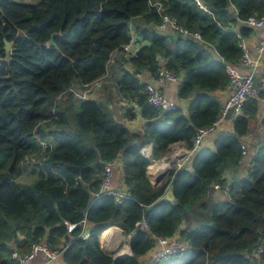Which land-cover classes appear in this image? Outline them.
Instances as JSON below:
<instances>
[{
	"label": "trees",
	"instance_id": "trees-1",
	"mask_svg": "<svg viewBox=\"0 0 264 264\" xmlns=\"http://www.w3.org/2000/svg\"><path fill=\"white\" fill-rule=\"evenodd\" d=\"M155 1L233 63L249 27L235 32L228 22L264 15V0ZM136 17L159 21L149 0H0V264H16L13 251L27 252L41 241L61 252L66 264H141L139 256L157 238L171 237L180 226L179 243L189 249L149 264H264V133L250 158L239 162L241 137L264 93L244 101L232 133L219 132L212 147L194 152L190 169L172 167L158 185L146 175L142 144L152 143L154 157L177 141L191 148L196 128L220 112L212 92L228 85L226 61L201 41L176 37L171 46L156 30L135 27L149 43L128 53L134 70L121 68L118 86L136 97L148 119L142 131L131 132L105 104L73 93L105 73L113 52L130 41ZM55 31L61 32L53 39L62 54L47 45ZM4 39L11 42L8 61ZM161 64L176 75L184 71L178 94L189 98L188 116L178 106L162 111L148 104L139 91L135 73L145 68L156 77ZM118 156L126 187L121 201L99 192L103 165ZM245 162V174L225 184L224 170ZM25 172L29 180L22 179ZM212 182L228 185V192L212 196ZM169 185L175 199L153 204ZM196 210L206 216L187 223ZM82 219L90 223L87 237ZM69 223L76 225L69 230ZM106 224L129 235L131 254L100 247L97 235ZM62 236L65 243L57 247ZM257 246L263 250L255 255Z\"/></svg>",
	"mask_w": 264,
	"mask_h": 264
},
{
	"label": "crops",
	"instance_id": "crops-1",
	"mask_svg": "<svg viewBox=\"0 0 264 264\" xmlns=\"http://www.w3.org/2000/svg\"><path fill=\"white\" fill-rule=\"evenodd\" d=\"M229 13L231 15H235L236 8L234 5H229L228 7ZM134 24L133 28L130 31V50L131 52L136 51L140 46L144 44H148V39L143 38L142 34H139L135 27L140 29L146 28L149 30H155V25L145 23L143 18L136 17L133 19ZM229 28L237 32L241 27L242 23L239 20L229 21ZM245 25V24H243ZM247 26V25H246ZM249 27V26H247ZM264 35V27H249V32L247 35L240 37L241 40L244 41L246 44L250 54L252 56L256 55L254 46L257 40ZM168 41V43L172 46V41L176 37L172 34L164 35ZM195 40V39H194ZM203 40V39H202ZM240 40V39H239ZM205 44L207 49L211 52V54L220 61L223 60L222 57L218 54L215 46L209 42L201 41ZM124 50H116L111 55L108 63L106 64V71L105 73L100 76L101 77V84L99 87L92 89L89 93H87V98H92L99 103H103L107 106V108L111 111L113 117L123 123L131 132L142 131L145 123L148 121L147 118L141 115V107L136 103V97H129L124 95L121 89L118 86V80L121 76V68L127 69L129 71L134 70V66L128 60L129 55ZM158 62L163 63V57L158 56ZM238 60V59H237ZM236 60V62H237ZM229 63H233L230 61H226ZM237 68L241 72L247 71L245 66L237 65ZM184 77V71L180 70L177 75L176 82L164 81L159 82L156 77L148 70V69H140L138 72L135 73V78L137 82L142 86L139 91L143 92V86L146 83H150L157 87L170 101L176 104V106L180 107L182 111L188 116V103L189 98L180 97L178 94V87L182 82ZM253 81L255 84H259L261 81H264V54L260 56L258 60V64L254 71ZM78 87V85H76ZM227 87V86H226ZM217 89L214 90L212 93L218 98V100L222 103V100L227 96L229 93V88ZM81 88V87H78ZM76 88V89H78ZM141 93V92H140ZM85 97V98H86ZM131 115H133L131 117ZM236 114L230 111L227 116L222 120V122L212 131H210L207 135L204 136L200 147L203 146H213V141L215 136L219 132H233V118ZM264 133V99H258V106L256 115L248 118V130L247 132L242 135V141L245 144L246 151H247V158L249 159L252 153L255 151L261 142V136ZM199 147V148H200ZM192 148V147H191ZM190 148H187L185 144L181 141H177L171 143L167 150L160 154L158 157H154L152 155V143L150 141L145 142L142 144L141 151L142 153L149 159V163L146 167V175L150 180L151 184L158 185L162 178L165 176L167 171L175 167L177 168V164L179 161L186 157L185 163L183 167L188 169L191 168V157L194 152L197 150L192 151L190 154L188 151ZM121 166V159L120 156L116 158V164L114 166L113 175L111 178V188L117 191H124L125 184L123 183V179L120 172ZM247 162L243 165H239L234 169L229 167L224 170V174L226 177L225 184H229L233 178H240L242 175L245 174L247 168ZM211 192L213 193L212 196L222 193L220 190L212 189ZM201 212V211H199ZM203 212V211H202ZM206 212V211H204ZM200 220L202 218H196L195 215L189 217V220ZM194 223V222H193ZM193 225V224H192ZM85 230H89L90 223L86 221ZM110 229L107 232L104 238H101V233L106 230ZM182 229L180 226L174 234L169 237L170 243H179L180 233L179 230ZM119 236H124L125 240L128 239L129 235H125L123 233L122 228L117 225L113 224H106L105 227L99 232L97 235V239L99 241L100 247L107 253H114L117 249H120L122 246V252L119 254H131V250L127 242L125 244L120 243L122 242L119 239ZM173 237V238H172ZM64 236L58 238V243L56 244L57 247H62L64 245ZM159 247L157 244L152 246L146 253L139 256L141 264H149V256ZM118 255V254H116ZM30 264H66L62 259L61 252H57V254L50 259H46L41 253L37 254L31 260Z\"/></svg>",
	"mask_w": 264,
	"mask_h": 264
},
{
	"label": "built area",
	"instance_id": "built-area-1",
	"mask_svg": "<svg viewBox=\"0 0 264 264\" xmlns=\"http://www.w3.org/2000/svg\"><path fill=\"white\" fill-rule=\"evenodd\" d=\"M196 2L200 4L199 0ZM149 5L154 6L156 11L159 14V21L155 25V30L162 35L172 34L175 37H183L195 39L198 41H203L202 36L198 31H193L180 24L177 18L174 15L165 12V8L155 0H149ZM242 24H245L249 27H264V15L256 16L251 15L245 20H239ZM239 46L241 48V55L238 58L237 62L229 63L226 62L227 72L229 76V82L227 87L229 88V93L222 100L221 109L217 117L213 122L208 126H199L196 128L195 134L193 136V145L192 148L186 150L189 154L198 149L201 145V142L205 135L210 131L215 129L222 120L227 116V114L232 111L235 114H238L241 111V107L244 101L248 98H257L260 92L264 93V81H261L259 84H255L253 81L254 71L258 64L260 56L264 54V35L261 36L255 46L256 55L252 56L244 43L243 40H239ZM122 49L126 52H131L130 42L122 44ZM237 65L245 66L247 71L241 72L238 70ZM156 79L159 82L170 81L176 82L177 75L170 69L163 66V64L157 67ZM101 84V77L94 79L88 83H85L81 88H74L73 93L80 97L85 98L87 93L92 89L99 87ZM226 87V88H227ZM143 92L146 97V102L162 111H167L174 109L176 104L170 101L166 96L154 85L146 83L143 86ZM246 157V149L244 143L241 144V158L239 162H243ZM186 157L178 162L177 168H182L185 163ZM116 164V159L106 162L103 165V178L100 184V193L111 194L114 196L115 201H121L125 197L123 191H117L111 188V178L114 171V166ZM209 191L212 189L220 190L224 194L228 192V185L223 187L218 182H212L209 185ZM82 226H86V220H81ZM76 224L69 223L68 229H72ZM141 226H144V223L141 222ZM83 237L88 236V231L83 230ZM156 244L159 246L150 256L149 261L163 259L167 255L176 253L178 251H187L189 247L182 243H170L169 237H159L156 239ZM263 248L257 246L253 251L255 255L261 252ZM41 253L47 260L53 258L57 251L50 249L45 242H36L30 245V248L27 252L18 253L16 251L12 252V257L16 259V264H30L33 257Z\"/></svg>",
	"mask_w": 264,
	"mask_h": 264
},
{
	"label": "water",
	"instance_id": "water-1",
	"mask_svg": "<svg viewBox=\"0 0 264 264\" xmlns=\"http://www.w3.org/2000/svg\"><path fill=\"white\" fill-rule=\"evenodd\" d=\"M60 31H55L51 33L50 37L47 40V45L48 46H53L59 53L62 54L61 50L59 47L56 45L54 41V36L60 35ZM11 42L4 39L3 43V49H4V60L8 61L10 59V54H11V48H10ZM175 199L174 194H173V187L172 185H169L166 190L163 192V194L153 203H157L159 201L167 200V201H173Z\"/></svg>",
	"mask_w": 264,
	"mask_h": 264
},
{
	"label": "rangeland",
	"instance_id": "rangeland-1",
	"mask_svg": "<svg viewBox=\"0 0 264 264\" xmlns=\"http://www.w3.org/2000/svg\"><path fill=\"white\" fill-rule=\"evenodd\" d=\"M246 159H247V157H246ZM27 173L28 172H25V174L22 176V179L23 180H29L30 178H29V176L27 175ZM222 194H223V192H222ZM226 198H227V196H225ZM195 217L196 218H203V217H205L206 216V212H199L198 210H196V212H195ZM191 216V215H190ZM189 215L188 216H186V222L188 223L190 220H189V217H190ZM119 239H121L122 240V242H120V243H123V244H125L126 242H127V240L128 239H126L125 240V237L124 236H119L118 237ZM173 238V237H172ZM122 248H124V246H122L120 249H117L116 251H113L114 253L113 254H119L120 252H122ZM149 262H151V261H149Z\"/></svg>",
	"mask_w": 264,
	"mask_h": 264
},
{
	"label": "bare ground",
	"instance_id": "bare-ground-1",
	"mask_svg": "<svg viewBox=\"0 0 264 264\" xmlns=\"http://www.w3.org/2000/svg\"><path fill=\"white\" fill-rule=\"evenodd\" d=\"M169 111V110H168ZM171 111V110H170ZM110 229H106L101 233V238H104V236H106L107 232H109Z\"/></svg>",
	"mask_w": 264,
	"mask_h": 264
}]
</instances>
